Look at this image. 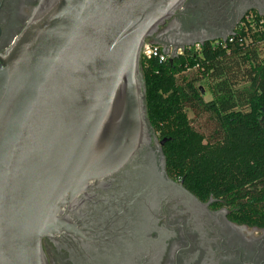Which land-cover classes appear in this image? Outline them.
<instances>
[{"label":"water","instance_id":"water-1","mask_svg":"<svg viewBox=\"0 0 264 264\" xmlns=\"http://www.w3.org/2000/svg\"><path fill=\"white\" fill-rule=\"evenodd\" d=\"M186 1L45 0L0 55V264H49L45 241L109 264L195 200L166 174L142 69Z\"/></svg>","mask_w":264,"mask_h":264},{"label":"trees","instance_id":"trees-1","mask_svg":"<svg viewBox=\"0 0 264 264\" xmlns=\"http://www.w3.org/2000/svg\"><path fill=\"white\" fill-rule=\"evenodd\" d=\"M251 17L232 42L205 43L172 62L144 58L142 69L150 123L167 140L168 174L202 199H221L239 220L264 226V23L254 26L264 19Z\"/></svg>","mask_w":264,"mask_h":264},{"label":"flooded vegetation","instance_id":"flooded-vegetation-1","mask_svg":"<svg viewBox=\"0 0 264 264\" xmlns=\"http://www.w3.org/2000/svg\"><path fill=\"white\" fill-rule=\"evenodd\" d=\"M44 1L0 0V55L10 49ZM255 14L264 19V0H187L147 44L178 57L236 34ZM165 171L188 191L183 180L168 174L166 158ZM188 192L195 200L166 203L138 253L115 255L109 264H264V226L239 220L221 199H202ZM44 250L49 264H74L66 251L50 242H44Z\"/></svg>","mask_w":264,"mask_h":264},{"label":"built area","instance_id":"built-area-1","mask_svg":"<svg viewBox=\"0 0 264 264\" xmlns=\"http://www.w3.org/2000/svg\"><path fill=\"white\" fill-rule=\"evenodd\" d=\"M252 17H249V19H251ZM264 23V21H260V22H255L254 26H262ZM233 36L232 37H229L228 40L230 42L233 41ZM220 42V41H219ZM217 42V43H219ZM224 42V41H223ZM199 48V46H198ZM142 58H146V59H156L158 60L159 62L163 63V62H166L167 60H169V55L165 54L164 52H162L161 48L159 46H156V45H150V44H146L143 51H142Z\"/></svg>","mask_w":264,"mask_h":264},{"label":"rangeland","instance_id":"rangeland-1","mask_svg":"<svg viewBox=\"0 0 264 264\" xmlns=\"http://www.w3.org/2000/svg\"><path fill=\"white\" fill-rule=\"evenodd\" d=\"M248 43H250V41L248 40L247 41ZM259 46V48H260V50H262V51H264V46L263 45H258ZM198 47V46H197ZM186 75L188 76V77H192V78H195L196 77V75H198L197 74V72H196V70H189V71H187L186 72ZM199 76V75H198ZM196 85L198 86V87H201L202 88V90H203V92H204V99H205V101H210L211 99H212V96H211V93H210V90H209V86L203 81V80H200V81H198L197 83H196ZM203 121H205V120H203ZM199 122L200 121H198V122H196L195 123V127H199L200 128V124H199Z\"/></svg>","mask_w":264,"mask_h":264}]
</instances>
